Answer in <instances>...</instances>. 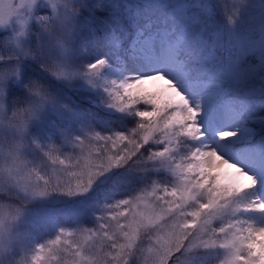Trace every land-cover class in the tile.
<instances>
[{"label": "snow or ice", "instance_id": "obj_1", "mask_svg": "<svg viewBox=\"0 0 264 264\" xmlns=\"http://www.w3.org/2000/svg\"><path fill=\"white\" fill-rule=\"evenodd\" d=\"M15 5L16 0H4L0 10L7 13ZM41 6L50 11L41 14ZM23 7V29L6 25L0 38V264H264V224L244 218L264 213V201L254 199L252 192L264 171L250 172L211 145L201 144L186 155L178 150L186 138L200 141L205 136L198 118L206 104L216 114L226 109L241 121L239 127L217 131V140H245L242 147L258 155L264 168V86H253L256 69L264 67V44L234 57L232 87L210 82L203 100L193 105L164 66L183 68L179 51L204 31L202 17L211 14L207 0H141L123 12L118 6L107 9L104 0L91 6L88 0H26ZM85 11L89 16L84 26H91L94 35L99 33L114 50L151 61L158 70L103 86L109 106L131 114L134 126L126 132L101 133L89 127L78 137L65 135V143L76 148L65 153L54 143L42 145L30 131L46 109L70 110L46 86L30 79L25 60L57 79H84L100 86L107 61L102 57L79 66L69 55L77 18ZM239 11L233 5L229 23ZM33 21L39 26L36 41L22 43ZM251 54L261 63L241 68L242 59ZM259 78L264 81V76ZM18 85L25 89V99L6 106ZM258 94L262 99L253 102ZM29 150L42 154L40 170L29 159ZM116 168L141 174L164 170L170 178L145 180L129 196L103 205L93 228H60L40 243L19 230L32 200L52 193L86 196L99 177Z\"/></svg>", "mask_w": 264, "mask_h": 264}, {"label": "rangeland", "instance_id": "obj_2", "mask_svg": "<svg viewBox=\"0 0 264 264\" xmlns=\"http://www.w3.org/2000/svg\"><path fill=\"white\" fill-rule=\"evenodd\" d=\"M3 2L4 0H0V3ZM25 2L26 0H16L14 9L7 13L0 10V38L5 36L2 29L6 25H14L17 30L23 29V21L27 18L23 7ZM95 2L96 0H88L90 6ZM140 2L141 0H104L107 9L118 6L119 12H123L129 3ZM207 3L210 5L211 14L202 17L206 22L204 31L195 42L189 38L179 51L178 59L183 64V68L164 66L166 74L179 85L180 90L188 96L193 105L197 100H203L205 92L208 90L206 86L210 82H219L224 87H232L236 77L233 67L234 57L238 53L248 51L254 45L264 44V0H207ZM233 5L239 6L240 11L234 17L233 22L229 23L227 15L233 9ZM39 11L44 14L50 9L41 6ZM97 15H107V12H98ZM88 16L89 12L85 11L77 18V25L70 40L69 55L73 62L79 66L93 63L103 57L107 63L100 73L98 80L100 86L92 87L84 79H78L72 83L57 79L34 61L25 60V67L30 74V79L37 80L46 86L55 95L57 101L66 105L70 110L57 112L51 108L46 109L40 119L33 122L30 131L42 145L54 143L61 147L65 153L76 151L74 145L65 143V135L75 138L82 135L83 129L89 127L101 133L113 132L109 125L110 117L106 115L107 112L113 113L118 110L109 106L111 100L104 91L105 84H110L113 80L119 82L125 79H135L128 78L127 74L128 72L136 74L137 68L151 69L148 74H143L141 77L151 75L158 70L151 61L143 57L130 56L127 51L114 50L100 38L99 33L94 35L91 26H84ZM37 31H39L38 24L34 21L31 22L28 34L21 42L35 43ZM0 51H4L2 44H0ZM260 63L257 55L251 54L242 59L240 67L255 68ZM261 76H264V67L256 69L253 86H264V81L259 78ZM17 87V92L8 95L6 106L13 101L22 102L25 99V89L22 85ZM76 95L94 100L100 111L102 110L105 114L94 115L91 110L92 114L82 116L78 110V104L75 102ZM257 98L262 99L258 94L252 98V101L254 102V99ZM97 111L95 110V113ZM89 112L90 110L87 109V113ZM198 119L202 126L201 131L205 133V136L200 141H193L190 138L184 140L183 144L188 145L189 153L195 147L203 144L218 148L229 159L241 156L244 159L260 161L258 155L242 147L247 142L239 137L230 138L224 143L217 140V131L224 128L232 129L240 126L241 123L240 120L232 118L226 109L222 114H216L210 111L205 104L204 111ZM120 127H123L120 132H126L129 129L124 123L116 121L115 128L119 130ZM243 132L244 130L241 128V135ZM4 147L6 151L7 146ZM178 150L181 154V147ZM28 155L36 169L40 170L43 166V162L40 160L42 154L29 150ZM54 155H59V153ZM60 158L64 159V156ZM3 164L4 161L0 158V166ZM47 164L50 166L47 171L51 173V161H47ZM29 167H33V165H29ZM151 178L165 179L170 176L164 170L141 174L126 171L124 168H116L99 177L86 196L67 197L62 193H52L48 197L37 198L25 206V216L18 225L19 230L31 242L40 243L52 238L60 228H66L69 231L77 227L93 228L97 224V218L103 205L129 196L133 191L143 187L145 180ZM252 192H254L253 198L264 196V179ZM245 219L259 226L264 224V213H247ZM66 238L73 239V237ZM76 238H80L79 234ZM30 261L31 254H29Z\"/></svg>", "mask_w": 264, "mask_h": 264}, {"label": "trees", "instance_id": "obj_3", "mask_svg": "<svg viewBox=\"0 0 264 264\" xmlns=\"http://www.w3.org/2000/svg\"><path fill=\"white\" fill-rule=\"evenodd\" d=\"M75 98H76L75 102L78 104V110L82 116H87L88 114H92L91 110L93 111L94 115L96 114V115L100 116V114H105L102 112V110L100 111V109L97 107L96 102L94 100H92L90 98L84 99L81 95H76ZM260 100L261 99H258V98L254 99V102L259 103ZM87 109L90 110L89 113H87ZM95 110H98V111L95 113ZM106 116L110 117L109 125H110L111 130H113V131H122V128H123V127H120L119 130L116 129L115 128V122L116 121H118L120 123H124L125 126H127V128H130V127L134 126V124H135L134 117L131 114H129L128 112H120V111L113 112V113L107 112ZM113 118H115V119H113ZM127 122L129 124H126ZM180 151H181L182 155L189 154L188 145L186 143H184L181 146Z\"/></svg>", "mask_w": 264, "mask_h": 264}, {"label": "bare ground", "instance_id": "obj_4", "mask_svg": "<svg viewBox=\"0 0 264 264\" xmlns=\"http://www.w3.org/2000/svg\"><path fill=\"white\" fill-rule=\"evenodd\" d=\"M153 65H155V64H153ZM137 70L138 71H136L137 72L136 74L132 73V72H128L127 77L128 78H137V77H141V75H143V74H148L149 71H151V69L147 70L146 68H140V69L137 68ZM232 123H234V122H232ZM227 126H228V124H227ZM236 127H239V126H236ZM236 127H234V128H236ZM230 159L233 160L234 162H237V163L243 165L245 167V169L250 171V172L260 173L261 171H264V168H262V166H261V162L258 160L244 159L241 156L230 158ZM254 199H259L260 201H264V196H260V198L254 197Z\"/></svg>", "mask_w": 264, "mask_h": 264}]
</instances>
